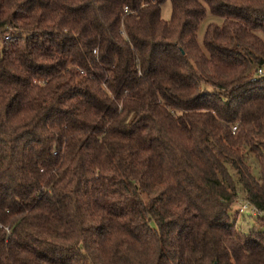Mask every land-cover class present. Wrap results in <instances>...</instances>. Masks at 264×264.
I'll list each match as a JSON object with an SVG mask.
<instances>
[{
	"label": "trees",
	"instance_id": "obj_1",
	"mask_svg": "<svg viewBox=\"0 0 264 264\" xmlns=\"http://www.w3.org/2000/svg\"><path fill=\"white\" fill-rule=\"evenodd\" d=\"M165 1L0 0V264H264V0Z\"/></svg>",
	"mask_w": 264,
	"mask_h": 264
},
{
	"label": "rangeland",
	"instance_id": "obj_2",
	"mask_svg": "<svg viewBox=\"0 0 264 264\" xmlns=\"http://www.w3.org/2000/svg\"><path fill=\"white\" fill-rule=\"evenodd\" d=\"M171 14V6L170 3L166 0L165 3L161 7V18L163 20H169ZM222 23V19L212 16L209 12L207 13L205 19L201 22L199 29H198V41L201 44L203 34L209 24H216L220 25ZM264 71H262L263 73ZM264 74V73H263ZM249 164H251L254 174L257 175L258 173V168L256 166V163L253 162L251 159L248 161ZM243 199H244V194L243 191L241 190L240 187H238V198L235 203L232 204L231 206V211L232 213H237L238 210L240 209L241 205H243ZM238 217L236 221V229L238 234L240 235H248L254 227L256 230H264V221H259L254 217L249 210L243 212L240 214L238 212ZM261 217H264V214L261 215Z\"/></svg>",
	"mask_w": 264,
	"mask_h": 264
},
{
	"label": "built area",
	"instance_id": "obj_3",
	"mask_svg": "<svg viewBox=\"0 0 264 264\" xmlns=\"http://www.w3.org/2000/svg\"><path fill=\"white\" fill-rule=\"evenodd\" d=\"M126 10L127 9L125 8L124 11H126ZM258 73L261 74V71H259ZM247 210H249L253 216H257V215L261 216V215H263V214H258L257 211L254 208L250 207L246 202H243V205H241V207L238 210V212L240 214H242L243 212H245Z\"/></svg>",
	"mask_w": 264,
	"mask_h": 264
}]
</instances>
